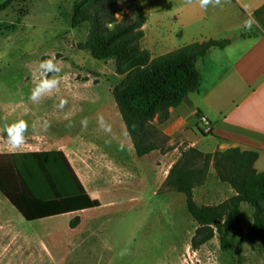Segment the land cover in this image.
Segmentation results:
<instances>
[{
    "label": "rangeland",
    "instance_id": "1",
    "mask_svg": "<svg viewBox=\"0 0 264 264\" xmlns=\"http://www.w3.org/2000/svg\"><path fill=\"white\" fill-rule=\"evenodd\" d=\"M76 1L15 0L0 10V152L61 146L84 164L86 158L93 166L98 164L102 175L106 174L102 168L104 159L120 155L126 165H135L134 177L120 175L118 190L121 199L131 198L110 206L107 202L112 192L101 193L98 199L102 204L85 210L74 230L69 221L75 215L46 217L29 225L7 201L16 211L9 214V219L14 221L19 214L25 220L23 230L36 232L40 238L25 241L19 247L16 243L4 244L5 238L0 237V264H264L260 242L246 235L254 212L247 203L241 208L243 236L232 232L227 250L221 249L217 232L200 247L191 246L198 222L187 209L186 196L166 187L154 194L151 181L143 172L148 158L128 150L131 139L112 95L114 85L123 76L115 72L113 59H96L80 46L87 37L88 24L71 25ZM117 4L118 19L139 9L145 11L140 43L152 56L194 41L238 33L223 30L224 13L219 12V7L212 9L214 6L209 5L202 9L198 0H117ZM256 19L258 25L244 29L245 33L256 35L264 31V9ZM219 54V49H211L198 61L201 95L217 73L219 66L213 60ZM53 56L61 71L44 73L38 68L39 63ZM42 78H55L58 85L33 102L29 99L31 89ZM61 100L65 101L62 106ZM185 107L186 115L179 118L174 129L193 120L189 99ZM18 119H24L28 129L25 143L14 148L6 140L4 126ZM83 120L86 125L81 123ZM190 125L200 134L194 123ZM186 133L162 146L186 149L188 141L184 136L192 135L190 131ZM201 148L211 149L207 142ZM96 153L104 158H98ZM211 167L207 183L194 188V198L200 205H216L234 195L227 186H215L214 177H208ZM167 169L166 166L163 172Z\"/></svg>",
    "mask_w": 264,
    "mask_h": 264
},
{
    "label": "trees",
    "instance_id": "2",
    "mask_svg": "<svg viewBox=\"0 0 264 264\" xmlns=\"http://www.w3.org/2000/svg\"><path fill=\"white\" fill-rule=\"evenodd\" d=\"M14 1L4 0L0 10ZM262 8L255 11L256 17ZM119 12L117 0H78L73 5L71 25L88 24L87 37L80 46L96 59H113L115 72L123 76L114 85L112 95L136 154L142 156L156 148L164 151L162 144L168 136L153 120L166 121L171 107L199 89L201 73L197 62L210 48H223L230 39L194 41L152 56L140 43L147 18L145 11L139 9L118 19ZM1 157L8 160H0V191L25 220L101 204L86 191L62 150L11 152L0 154ZM257 157V151L239 147L213 152L195 146L180 150L161 188L185 194L187 209L198 222L191 239L193 248L200 247L217 232L221 249L227 250L232 232L243 236L240 205L247 202L254 212L246 235L256 238L264 253V170L254 167ZM210 165L216 177L228 183L235 193L216 205H200L194 198V188L205 183ZM78 220V215L72 217L69 225L75 227Z\"/></svg>",
    "mask_w": 264,
    "mask_h": 264
},
{
    "label": "crops",
    "instance_id": "3",
    "mask_svg": "<svg viewBox=\"0 0 264 264\" xmlns=\"http://www.w3.org/2000/svg\"><path fill=\"white\" fill-rule=\"evenodd\" d=\"M209 5L214 6L212 9L219 7V12L224 13L222 15L223 30H231L238 33L226 37L230 39V43L225 47H212L207 52L208 54L211 49L217 48L221 51V54L217 55V58L213 60L219 68L217 69V73L212 76L211 83L206 92L201 95L200 89H198L189 93L178 106L170 108L169 118L166 121L158 123L155 118L153 123L163 134L168 136V140H173L175 136L190 131L192 133L190 137L184 136L185 141H188L187 146H195L204 152H213L216 149L229 147H239L241 150H255L258 152V157L254 163V167L258 171H262L264 170V31L256 35H249L244 31L243 22L251 15L257 24L255 11L263 7L264 0H220L219 3H215L214 0ZM244 5H247V11ZM205 98H207L206 102L203 101ZM186 99H189L191 102V107H188V109H191L195 116L188 123L189 125L185 124L179 127V129H174L173 127L179 118L186 115ZM200 116L206 117V123L200 119ZM192 123L199 128L200 134L190 128V124ZM203 127L204 129L208 128L206 133ZM205 142L211 148L210 150L201 148V145L204 146ZM129 143L127 145L128 150H131L135 154L132 140H129ZM117 144L120 145L119 140H117ZM165 148L164 151L161 148H156L142 155L148 158L147 161H144L143 172L150 179L151 183L149 184L153 187L154 194H158V190L161 189L170 166L177 160L180 154L179 146ZM42 150H62L84 188L92 198L98 199V195L101 193L112 192V197L107 202L108 205L116 206L130 201L131 197L123 200L119 196L120 175L134 177L136 173L135 165H126L120 155H116L117 157L113 158L108 155L104 159L105 162L102 163V168L106 171V174L102 175L98 171V164L93 166V164L87 162V158L84 164L76 160L73 154L70 155L61 146L16 149L10 152H0V154ZM96 156L104 158V156H100L98 153H96ZM170 160L171 163H169ZM104 164L107 166L105 167ZM166 166L168 169L163 172ZM212 169L213 167L210 168L208 177L210 175L214 177L215 186H227L228 190L234 194V190L228 183L220 181L217 177L215 178L216 173L214 170L213 174ZM128 189L130 188L127 187L126 190ZM128 195H131V193H128ZM209 195H211L210 192ZM7 201L9 200L0 191V237L3 236L5 238L3 243H16V246L20 247L25 241L40 238L36 232L27 233L23 230L25 224L23 216L21 218L17 214L16 220L9 219V214H15L16 211ZM100 203L102 204V202ZM246 203L242 202L240 207L242 208ZM251 207L249 204L250 209ZM87 209L54 216H81ZM28 223L31 225L32 221H28ZM76 228L77 226L71 227L72 230Z\"/></svg>",
    "mask_w": 264,
    "mask_h": 264
},
{
    "label": "clouds",
    "instance_id": "4",
    "mask_svg": "<svg viewBox=\"0 0 264 264\" xmlns=\"http://www.w3.org/2000/svg\"><path fill=\"white\" fill-rule=\"evenodd\" d=\"M199 6L202 9H206L210 3H213V0H198ZM220 0H215V3H219ZM245 10L247 11V5H244ZM255 24V19L251 15L248 16L243 22V27L246 30H250ZM111 27V25H109ZM55 57H50L42 60L38 68L43 70L44 73L47 72H56L59 73L61 68L58 63L54 62ZM58 85V80L55 78H42L38 84L35 85L31 89L29 99L33 102H36L40 99V97L47 91L56 88ZM65 101L61 100V106ZM102 119V118H101ZM82 124L87 123L86 120L81 122ZM46 126V125H45ZM28 129V123L24 119H18L11 123H8L4 126V133L6 134V140L14 148H18L25 143V135L24 133Z\"/></svg>",
    "mask_w": 264,
    "mask_h": 264
},
{
    "label": "built area",
    "instance_id": "5",
    "mask_svg": "<svg viewBox=\"0 0 264 264\" xmlns=\"http://www.w3.org/2000/svg\"><path fill=\"white\" fill-rule=\"evenodd\" d=\"M200 119L206 123V117L205 116H200ZM205 131H208V128L204 129Z\"/></svg>",
    "mask_w": 264,
    "mask_h": 264
}]
</instances>
